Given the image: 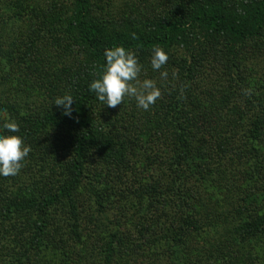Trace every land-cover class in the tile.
Listing matches in <instances>:
<instances>
[{"label": "trees", "instance_id": "16d2710c", "mask_svg": "<svg viewBox=\"0 0 264 264\" xmlns=\"http://www.w3.org/2000/svg\"><path fill=\"white\" fill-rule=\"evenodd\" d=\"M117 45L148 111L89 88ZM9 119L31 151L0 176V264H264V0H0Z\"/></svg>", "mask_w": 264, "mask_h": 264}, {"label": "clouds", "instance_id": "9594fccd", "mask_svg": "<svg viewBox=\"0 0 264 264\" xmlns=\"http://www.w3.org/2000/svg\"><path fill=\"white\" fill-rule=\"evenodd\" d=\"M133 38L135 34H133ZM106 64L103 74L90 85V90L96 99L108 108H116L124 103L125 97L134 98L138 108L148 111L157 99L161 97V90L152 79L139 81L142 66L135 54L122 45L106 48L104 51ZM168 61L166 52L157 47L153 49L151 67L159 71ZM167 77V73H161ZM136 82L135 84L133 82ZM252 91L245 90V95H251ZM74 97L70 94L59 96L54 105L61 107L63 113L71 116L73 112ZM0 131V176L9 177L19 174L22 161L29 155L31 149L21 135L20 126L14 119L5 121ZM10 133V134H5Z\"/></svg>", "mask_w": 264, "mask_h": 264}]
</instances>
